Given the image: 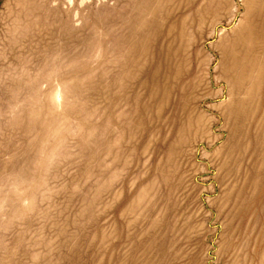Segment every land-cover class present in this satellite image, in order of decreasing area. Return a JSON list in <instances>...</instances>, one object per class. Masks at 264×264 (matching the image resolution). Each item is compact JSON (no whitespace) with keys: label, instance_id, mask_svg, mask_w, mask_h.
Listing matches in <instances>:
<instances>
[{"label":"rangeland","instance_id":"1","mask_svg":"<svg viewBox=\"0 0 264 264\" xmlns=\"http://www.w3.org/2000/svg\"><path fill=\"white\" fill-rule=\"evenodd\" d=\"M0 264H264V0H0Z\"/></svg>","mask_w":264,"mask_h":264}]
</instances>
